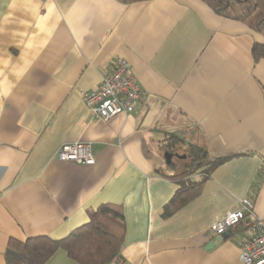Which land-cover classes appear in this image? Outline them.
<instances>
[{
    "label": "crops",
    "instance_id": "obj_1",
    "mask_svg": "<svg viewBox=\"0 0 264 264\" xmlns=\"http://www.w3.org/2000/svg\"><path fill=\"white\" fill-rule=\"evenodd\" d=\"M254 43L264 39L201 0H0V264L10 239H63L104 204L120 205L125 224L109 264H241L246 229L219 242L208 229L244 198L264 219V59L253 62ZM116 58L144 98L101 121L81 94ZM167 135L182 142L164 147ZM76 142L90 143L93 165L58 159ZM190 144L230 159L164 216ZM45 264L76 263L59 250Z\"/></svg>",
    "mask_w": 264,
    "mask_h": 264
},
{
    "label": "trees",
    "instance_id": "obj_2",
    "mask_svg": "<svg viewBox=\"0 0 264 264\" xmlns=\"http://www.w3.org/2000/svg\"><path fill=\"white\" fill-rule=\"evenodd\" d=\"M128 5L146 0H118ZM215 15L243 23L264 39V0H201ZM253 62L264 59V43H254L251 50ZM182 142L167 135L164 147ZM182 170L170 176L179 184L171 200L163 209L168 216L194 198L213 170L230 157H211L203 146L190 144L185 153ZM198 177V179H197ZM89 221L68 236L54 240L48 236L10 239L3 254V264H45L57 251L76 264H109L118 257L125 234V224L120 205L104 204L88 215ZM241 227V226H240Z\"/></svg>",
    "mask_w": 264,
    "mask_h": 264
},
{
    "label": "built area",
    "instance_id": "obj_3",
    "mask_svg": "<svg viewBox=\"0 0 264 264\" xmlns=\"http://www.w3.org/2000/svg\"><path fill=\"white\" fill-rule=\"evenodd\" d=\"M91 115L108 121L116 116H128L144 98L126 60L116 58L112 70L106 74L95 89L81 94ZM58 159L78 165H93L94 156L90 143L76 142L63 145ZM252 202L244 198L235 207L219 216L209 226L212 237H219L228 230L243 226L247 236L240 245L241 264H264V219L252 215ZM117 262L118 259H114Z\"/></svg>",
    "mask_w": 264,
    "mask_h": 264
},
{
    "label": "water",
    "instance_id": "obj_4",
    "mask_svg": "<svg viewBox=\"0 0 264 264\" xmlns=\"http://www.w3.org/2000/svg\"><path fill=\"white\" fill-rule=\"evenodd\" d=\"M172 156H173V154H171V153H169V152H166V153H165V161H166V164H167V165L171 163ZM177 157H178V156H177ZM178 158H179V157H178ZM181 158L185 159V156H183V157H181ZM230 233H231V230H228L225 234H223V235L217 237L216 240L219 242V241L225 239L226 235H228V234H230ZM214 245H215V243H213V242L210 243V245H208L207 249L212 248Z\"/></svg>",
    "mask_w": 264,
    "mask_h": 264
},
{
    "label": "rangeland",
    "instance_id": "obj_5",
    "mask_svg": "<svg viewBox=\"0 0 264 264\" xmlns=\"http://www.w3.org/2000/svg\"><path fill=\"white\" fill-rule=\"evenodd\" d=\"M184 154H185V152H184ZM182 165H184V163Z\"/></svg>",
    "mask_w": 264,
    "mask_h": 264
}]
</instances>
